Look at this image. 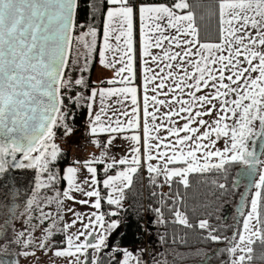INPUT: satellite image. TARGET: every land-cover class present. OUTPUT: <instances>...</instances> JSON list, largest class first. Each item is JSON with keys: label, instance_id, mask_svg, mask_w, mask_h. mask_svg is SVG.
<instances>
[{"label": "snow or ice", "instance_id": "1", "mask_svg": "<svg viewBox=\"0 0 264 264\" xmlns=\"http://www.w3.org/2000/svg\"><path fill=\"white\" fill-rule=\"evenodd\" d=\"M106 5L99 62L115 69L117 79L106 83L122 86L93 89L87 97L76 92L65 99V93H70L74 85H85L82 75L73 79L66 71L70 67L74 71L79 64V57H71L78 0H0V174L11 167L35 166L41 173H47V182H40L36 187L52 184L56 174L49 164L59 155L56 144L49 145L55 136L54 129L62 126L65 134H69L68 105L79 106L81 101H91L87 103L91 112L98 96L101 107L91 121L92 133H133L122 137L133 142L131 159L111 157L112 163L105 167L107 172L117 164L127 166L103 181L104 187L111 189L107 203L121 205L125 188L132 184L133 175L142 165H146L153 184L163 176L171 186L173 178L178 177L179 183L188 187L190 173L212 170L227 173V165L239 164L244 171L237 175H243L255 189L241 194L242 200L250 197V209L246 214L242 212V229L229 239L214 235L216 229L208 220H200L197 226L208 230V239L212 242L227 241L230 264H249L253 245L257 241L264 245V167L259 169L258 180L251 179L257 175V165H264V160L256 153L254 139H260V155L264 156V0H215L212 13L217 21L215 42L201 39L188 0H172L171 3L106 0ZM137 17L140 22L139 75L134 66L133 33ZM84 35L95 38L97 33L90 28ZM85 48L88 53L81 73L87 70L88 57L96 48L95 39L91 43L86 41ZM109 52L113 53L110 63L107 61ZM117 64L122 66L116 67ZM137 79L139 84H136ZM106 97H117L121 107L119 115L114 111L105 121L101 113L107 116ZM129 101L130 107H127ZM162 108L167 111L161 112ZM222 137L225 139L223 148H216ZM116 138L112 136L104 148H109ZM34 152L39 155L33 156ZM17 153L29 163L17 162ZM104 156L102 153L100 160L83 165L92 176V185L98 181L97 169L91 165L103 162ZM7 157H11L12 163ZM153 161L161 163L153 164ZM173 164L186 166L169 168ZM76 175V168H67L63 179L68 189L62 196L74 200L70 193L79 191L87 197H96L92 207L99 209L100 193L85 192L83 186L76 183ZM87 183L86 179L83 184ZM218 187L224 190L227 185L220 183ZM233 187H238L236 181ZM60 197L61 193H57L56 219H62ZM34 202L27 200L29 210ZM37 208L41 223L45 217L51 218L39 204ZM155 211L162 213L160 208ZM79 215L76 214L77 218ZM173 215L175 223L194 227L179 210H173ZM104 221V215H95V224L90 221L84 228L98 225L103 231L96 234L94 240L88 239L93 236L92 231L69 236L70 250L57 251L55 255L72 257L83 254L88 248L99 252L105 246L106 233L117 227L114 221L105 227ZM69 227L64 224L63 230ZM81 235L86 242H79ZM20 236L25 238L26 233ZM49 242L41 240L38 246L43 251ZM25 247H30V242ZM123 257L122 264H132L131 252L124 251ZM75 264L81 261L77 259ZM91 264L97 261L92 260ZM135 264H140L139 258L135 259Z\"/></svg>", "mask_w": 264, "mask_h": 264}, {"label": "rangeland", "instance_id": "2", "mask_svg": "<svg viewBox=\"0 0 264 264\" xmlns=\"http://www.w3.org/2000/svg\"><path fill=\"white\" fill-rule=\"evenodd\" d=\"M106 10L104 11L105 15ZM104 20V17H103ZM76 28L73 36V44L71 48V57L72 59H76L79 57V64L75 66V70L73 71L71 67L66 69L71 73L73 79L79 78L81 75L80 68L85 66V55L88 53V49L85 48V42L91 43L93 39L96 41V62L94 65V69L91 75V82L95 83V86H91L89 89L88 95H90L93 89L105 88L108 89L110 87H121L122 85H108L106 83L109 79H117L115 77V69L112 67L102 66L99 62V48L103 44V22L101 26V31L99 33L98 29L95 26L91 27H83L80 23L76 22ZM135 20H134V46L136 48L135 53V69L139 75L140 66L137 55L138 49L136 44V32H135ZM96 30V37L93 38L91 36H85V33H88L89 29ZM77 37H80L77 40ZM115 46V40L110 41ZM92 49L91 55H89L88 59L93 58L94 50ZM137 54V55H136ZM113 53L109 52L107 54V61L110 63L112 61ZM89 64V63H88ZM88 64L86 67H88ZM122 65L117 64L116 67H120ZM152 67H155L154 65ZM158 70V69H157ZM103 82V83H102ZM140 80L137 79L136 84H139ZM76 85L73 86L75 88ZM68 95H75L72 91L70 93H65V99ZM162 99L164 97H161ZM87 103H91V101H87ZM110 105V106H109ZM126 106L130 107V101L126 102ZM100 98L97 96L95 98V102L93 103V109L90 112L88 107L86 111V117L84 121V134L81 136L78 133H69L65 134L64 127H56L54 129L55 136L52 141H49V145L51 143H55L58 150L59 155L58 159L62 158V154L67 152L68 163L59 168V166L55 162L49 164V168L56 175L59 173L63 178L66 174V170L68 167H74L77 169V175L75 177V181L77 184H81L84 188V191H98L100 193V208L96 209L92 207V204L96 202V197H87L83 195L79 191H72L70 195L74 197V200H68L62 196L63 191L68 189V184L65 179H63V186L54 189L53 183L49 184L46 187L37 188L36 185L40 182H47V173H41L35 166L33 167H21V168H10L6 173L0 174V264H75V261L79 259L81 264H91L92 260H96L97 262L104 256H106V262L116 257L117 253H120L118 256L117 264H122L123 261V253L124 251H128L132 253L133 259L132 264H135V259H140V264H146L145 258L147 259L145 254L144 247H139L135 249H129L120 247L118 245H113L110 240V233L113 232L114 229L108 231L106 233V243L99 252L92 248H88L83 254H77L72 257H64V256H56L55 253L57 251L67 252L70 250L69 245L67 243L69 236H74L79 234L80 232L92 231L93 236H89V240H94V236L101 231H103L98 225L94 228L85 229L84 225L89 224L91 221L95 224V215H104V212L101 209L102 203H107L108 193L111 189L105 188L103 181L108 178V176H115L117 172L124 170L127 166L125 165H116L113 171L105 173L100 179L98 178V168L101 167V172L105 171V167L108 163H112L111 157H115L117 160L121 158H129L133 155L131 149L132 144L129 139L122 138L123 136H130L133 133L127 132L124 134H110L106 132L97 131L96 133H92V123L91 121L94 119L95 113L100 112ZM121 106L117 103V97L105 98V111L107 116L104 113H101L102 120H107L108 117L112 116L113 112L116 111V114L119 115L118 109ZM166 108H162L161 112H166ZM123 119V117H121ZM178 119V118H176ZM207 119V118H206ZM67 123V122H66ZM181 124L183 121L180 122ZM231 123V121H229ZM99 127V126H97ZM161 135H166V133L161 132ZM117 136L115 140H113L112 145L105 149V143L112 137ZM174 139V138H172ZM256 140L255 150L257 149L260 139L258 137L254 138ZM95 142V143H94ZM225 143V139L222 137L216 144V148L222 149ZM99 145V146H98ZM215 150V149H212ZM102 153L105 154L103 162L101 163H93L91 166L97 169L96 180L97 184L92 185L91 174L87 173L86 169L83 167L85 162L92 160H100L102 157ZM33 156L39 155L38 152L32 153ZM49 155H50V147H49ZM261 160H264V156L259 154ZM203 163V160L200 161ZM216 162V161H213ZM29 161L27 160V165ZM153 164L161 163L159 161H153ZM99 166V167H98ZM184 164H178L171 166L169 168H178L185 167ZM264 167V165H257V175L254 176L253 180H258L259 169ZM58 168V173H57ZM141 168L146 170V165H142ZM60 170V171H59ZM147 171V170H146ZM163 185L168 184L165 182L163 176H161ZM178 178V177H177ZM87 179L88 183L83 184V182ZM236 182L238 184V190L240 192L243 190L246 184V178L243 176H238L236 178ZM119 183V181L117 182ZM255 189L252 187L250 190L254 192ZM57 193H61V205L60 211L62 214V219H56L57 214V204L55 202V198ZM241 194V193H239ZM33 199L35 202L31 207V210L26 206L27 200ZM238 199V198H237ZM234 199H229L224 202L222 208L220 209L221 217L228 215L229 221H231L235 217L234 211L232 212L230 208H234L236 203ZM87 201V203L81 204L80 201ZM51 202V203H49ZM37 204H39L43 211L51 214V218L45 217L43 223H41L40 210L37 208ZM108 209V216L112 212H117L120 206L112 205ZM246 207V209H245ZM71 209L72 211H69ZM250 209V197L244 201L243 204V214ZM79 213V218H77L76 214ZM182 214V213H181ZM183 215V214H182ZM105 216V215H104ZM75 221V224H73ZM116 222L117 227L120 226V222H118L117 217H110L109 222L105 217V227L111 222ZM153 222V221H152ZM69 224L70 227L67 230H63V225ZM61 226L65 246L60 248L51 247L52 235L57 232V229H60ZM46 229L51 231H46ZM240 229H242V216L240 220ZM20 233H26V237L22 238ZM50 241L47 244L45 250H41L38 246L41 242ZM30 242V247H25L26 244ZM79 242H86L84 236H80ZM75 251L74 248L71 249ZM25 251L29 252L28 255H23ZM231 260V257H230ZM150 264V263H147ZM230 264V262H229Z\"/></svg>", "mask_w": 264, "mask_h": 264}, {"label": "trees", "instance_id": "3", "mask_svg": "<svg viewBox=\"0 0 264 264\" xmlns=\"http://www.w3.org/2000/svg\"><path fill=\"white\" fill-rule=\"evenodd\" d=\"M146 2L171 3L172 0H146ZM188 2L191 5L189 10L194 13L196 24L199 27L201 39L215 42L217 21L212 14L215 0H188ZM93 5L96 7L94 8ZM106 8V0H78L76 22L83 27L95 26L100 33ZM95 51L96 49L92 60L86 67L87 70L81 73L85 85L72 88L75 94L80 92L87 97L90 87L95 85L91 82ZM86 111L87 101H81L79 106L68 105L66 122L71 133H78L81 136L84 134ZM68 162L67 152H64L62 158L58 159L55 164L61 169ZM101 167L102 165L98 168L99 179L105 173L114 170L113 168L107 172H101ZM226 167L228 168L227 173L217 170L190 173L188 187L179 183L177 177L173 178L171 186L169 183L164 186L161 176L157 178L156 184H153L149 179L150 174L140 167L133 175L132 184L125 188L121 205L116 209V215H112L117 217L121 225L120 231L110 233L113 245L129 249L145 246L146 264H198L202 261H205V264H229L230 256L226 252L227 241L222 239L220 242H212L208 239V230L199 229L197 226L200 220H208L211 227L216 229L214 235L229 239L234 232L240 230L241 217L238 222H235V217L229 221L228 215L223 217L220 215L223 203L229 199L236 201L241 193L237 187H233V182L236 181L237 171L242 166L229 164ZM56 171L58 173V168ZM220 183H225L226 189H220L218 187ZM52 185L54 189L63 186V178L59 173ZM246 199L248 201L249 197ZM110 207L114 208L105 202L101 206L107 222L112 217L107 214ZM156 208H160L162 213L158 214L155 211ZM230 209L234 211V208ZM173 210H179L194 227H185L175 223ZM161 219L163 223L160 222ZM59 228L52 235L51 247L53 248L65 246L61 226ZM253 247L252 260L249 264H264V245L257 241ZM117 255L120 253H117L116 257L107 261L106 264H117ZM106 258V256L102 257L97 264H105Z\"/></svg>", "mask_w": 264, "mask_h": 264}, {"label": "water", "instance_id": "4", "mask_svg": "<svg viewBox=\"0 0 264 264\" xmlns=\"http://www.w3.org/2000/svg\"><path fill=\"white\" fill-rule=\"evenodd\" d=\"M74 31H75V29H74ZM74 31H73V36H74ZM256 153L259 156V154H260L259 145H258V147L256 149ZM16 156H17V162L21 163L22 165L26 164L27 160L24 159V157H23V155L21 153H17ZM6 159H8L10 163H12L11 157H7ZM11 168H15V167H11ZM243 171H244V168L240 167L238 169L237 173H241ZM241 176H243V175H241ZM236 178H238V175H237ZM251 179L253 180L254 176ZM251 188H252L251 184H249V181L246 179V184H245V187L243 188V190L241 191V194L246 193V192L248 193L251 190ZM241 194H240V196L238 198V201H237V203H236V205L234 207L235 222H238L240 220L241 213H242L241 206L244 204V201H245V199L244 200L241 199ZM198 264H205V261L199 262Z\"/></svg>", "mask_w": 264, "mask_h": 264}, {"label": "crops", "instance_id": "5", "mask_svg": "<svg viewBox=\"0 0 264 264\" xmlns=\"http://www.w3.org/2000/svg\"><path fill=\"white\" fill-rule=\"evenodd\" d=\"M135 32H136V44H137V49L139 50V36H140V32H139V28H140V22H139V19H138V17L135 19ZM96 53L95 54H97V49H96V51H95ZM137 55V54H136ZM136 58H138V61H139V66H140V64H141V60H140V58H139V51H138V55H137V57ZM92 59H90V61H91ZM95 62H96V56H95V61H94V65H95ZM93 69H94V66H93ZM93 71V70H92ZM91 75H92V73H91ZM95 84V83H94ZM95 86V85H94Z\"/></svg>", "mask_w": 264, "mask_h": 264}, {"label": "flooded vegetation", "instance_id": "6", "mask_svg": "<svg viewBox=\"0 0 264 264\" xmlns=\"http://www.w3.org/2000/svg\"><path fill=\"white\" fill-rule=\"evenodd\" d=\"M120 228H121V225L119 226V228H115L114 231L111 234H113L114 232L120 231ZM144 256H147V250H146Z\"/></svg>", "mask_w": 264, "mask_h": 264}]
</instances>
